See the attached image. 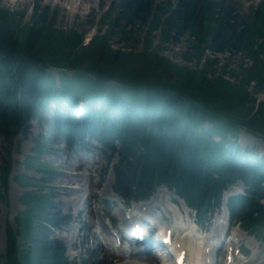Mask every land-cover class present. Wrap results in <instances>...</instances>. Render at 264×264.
Returning <instances> with one entry per match:
<instances>
[{
	"label": "trees",
	"instance_id": "16d2710c",
	"mask_svg": "<svg viewBox=\"0 0 264 264\" xmlns=\"http://www.w3.org/2000/svg\"><path fill=\"white\" fill-rule=\"evenodd\" d=\"M171 1L167 7L157 0L114 1L97 23L93 15L88 21L99 31L87 45V29L58 28L56 8L36 3L25 24L28 33L20 39L13 20L24 13L0 7V134L10 147L0 165V189L12 172L14 138L27 137L30 121L41 119L49 103L69 115L82 101V120L65 119L51 109L54 125L70 139L77 135L84 148L88 135L112 149L118 156L114 190L119 195L128 201L146 199L165 185L203 219L219 206L227 185L242 180L246 195L231 198L230 209L244 229L264 239V159L242 152L228 138L240 127L264 138V103L256 108L248 90L255 81V93L264 91V2L244 16L233 0H178L175 6ZM180 36L188 40L180 53L187 61L202 65L209 48L243 51L254 64L241 66L239 74L245 76L237 86L220 76L210 78L215 59L194 70L160 55ZM53 68L59 71L58 85ZM45 149L41 135L34 150L38 155ZM248 157L258 158L257 164ZM27 164L54 171L37 156H29ZM14 179L37 186L22 196L28 206L15 219L18 229L8 226L0 264H71L61 240L51 237L60 220L51 211L49 183L25 174Z\"/></svg>",
	"mask_w": 264,
	"mask_h": 264
},
{
	"label": "rangeland",
	"instance_id": "374dc122",
	"mask_svg": "<svg viewBox=\"0 0 264 264\" xmlns=\"http://www.w3.org/2000/svg\"><path fill=\"white\" fill-rule=\"evenodd\" d=\"M73 1L75 0H0V7L13 12L24 13L22 19L17 17L13 20V23L17 26V35L20 39L28 33L29 26L25 24L31 22L36 3L40 6H49L50 11L55 10V8L58 10L56 24L58 28H62L67 32L70 30L81 32L87 29L88 34L95 35L99 31V25L92 27L88 21L92 19L93 15L97 23L102 14L108 9L111 10L112 3L117 0H76L77 4H74ZM177 1L172 0V5L175 6ZM233 2L240 8V12L246 16L251 13L260 0H233ZM156 3L161 7H167L169 0H157ZM158 32L159 30L156 31V33ZM188 46L187 37L180 36L177 43L169 46L168 52H160V55L174 64L195 70L194 66L196 65H193V62H196L197 59L187 63L180 54L187 50ZM113 47L119 48L120 45L113 44ZM216 53H218L217 58L219 61L215 69L222 68L223 72L219 73L218 71L210 78L220 76L236 86L240 84L241 79L243 80V76H245V74L242 76L240 74L239 76L236 75L237 67H241V60L248 58L247 69H250L254 64L252 58L243 51L229 55V53H212V50L207 48L202 55L210 57ZM173 55L176 60L173 59ZM50 71L56 76L58 85L59 71L54 68ZM66 74L70 76L71 72ZM216 82L219 83L220 81ZM254 82L251 81L248 85L251 94L256 92L251 90L252 87L256 86ZM259 95H261V99H264V91L257 92L254 96ZM54 108L56 109L53 103L48 104L42 112L41 119L30 121L28 136L24 137L20 133L12 142V172L7 187L0 189L3 196L0 201V253L7 250L9 224L14 230H17L15 219L28 206L22 200L23 194L35 190V186H37L30 183L25 185L14 179L16 176L25 174L36 179H44L45 182L49 183L52 189L50 198L53 200L51 211L60 220L57 228H51L53 232L51 237L61 240L71 264H83L84 260L89 262L101 260L105 264H149L148 262L153 261L154 258L150 256L153 253L147 256L144 255L140 260L139 258L144 253L139 255L135 250L136 246H130L128 248L129 252L126 253L121 251L124 246L114 243L119 228L126 230L129 227V223H125L126 217L133 216L134 219L135 217L139 219L143 214L142 209L147 207V203H149L150 215L155 217L160 224L165 223L164 226L173 225L182 228L183 231L184 228H187L186 232L176 234L177 240L184 239L182 240L184 243L191 244L198 251L204 252L203 245H207V242L211 240L212 244L214 242L218 243L213 239L220 238L219 242L225 241V247L234 240L232 249L225 248L226 253L219 256L218 259H222L221 264L227 263L229 251H232L236 257L235 264H264V239H256L241 229L238 224L228 226L223 218V210L212 216L213 218H211L209 224L204 225V227H196L194 225L195 213L191 209L183 207L184 205L179 203L176 198L170 200V194L166 191V187L158 188L146 204L127 203L126 198L117 197L113 191L115 175L112 170L113 165L117 163V155L110 147L96 142L89 136L84 139V143H88L89 147L84 148L87 146H82L80 139L76 140L77 135H73L72 140L70 139L71 135L68 136L66 133L60 132L54 125L51 110ZM203 126L208 128L210 123L205 122ZM41 135L45 137L46 149L36 155L34 147L37 141L40 140ZM67 138L75 145L68 142ZM215 138L219 139V136H215ZM228 138L236 142L237 147L242 152L246 151L250 155L257 153L258 157L264 159V138L255 136L244 127H240L238 132L229 135ZM9 150L8 142L0 134V165L7 158ZM31 155L37 156L38 161L50 165L54 171L44 173L37 167H29L27 158ZM78 175H81L82 179H78V183L72 181L75 177L77 179ZM79 187L82 188L79 195L71 193L73 189ZM46 190L45 188L41 189L44 192ZM245 190L246 186L242 181L229 184L225 190V198L245 192ZM170 192L173 193L171 190ZM157 194L159 195L156 196ZM157 197H159V200H156ZM152 201L154 204H151ZM101 223L105 228L104 230L100 228ZM177 231L179 232V229ZM138 244L143 246L141 242H138ZM239 249L240 252H238ZM163 258L164 261L167 259V257ZM199 259L200 254L196 261L201 264ZM213 259L215 260V257ZM201 261L206 264L204 259Z\"/></svg>",
	"mask_w": 264,
	"mask_h": 264
},
{
	"label": "bare ground",
	"instance_id": "6f19581e",
	"mask_svg": "<svg viewBox=\"0 0 264 264\" xmlns=\"http://www.w3.org/2000/svg\"><path fill=\"white\" fill-rule=\"evenodd\" d=\"M73 3H74V4H77V1L75 0V1H73ZM168 50H169V49H168ZM168 50H166V51L168 52ZM166 51H164V52H166ZM166 54H167V53H166ZM226 54H227V53H226ZM169 55H170V54H169ZM229 55H230V54H229ZM217 56H218V53L215 54V55H212L213 58H217ZM172 57H173V59L176 60V58L174 57V55H173ZM217 59H218V58H217ZM222 60H223V59H222ZM184 61H186L187 63H191V62H193V61H187V60H185V59H184ZM204 61H205V58L202 60V62H204ZM218 61H219V60H218ZM247 61H248V60H246V65H247V63H248ZM219 63H220V62H219ZM193 65H196L195 62H193ZM194 68H196V66H194ZM229 76H230V75H229ZM78 179H82V176H81V175H78L77 179H76V177H75V178H73L72 181L78 183V181H79ZM76 180H77V181H76ZM110 186H111V185H110ZM81 190H82V188L79 187V188H77V189H73V190L71 191V193H72V194H75V193H76V195H79V193H80ZM110 190H111V189H110ZM166 191L170 194V200H172V198H176V199L179 201V203H181V204L184 205V206L182 205L183 207H186V206H185V203L182 201V199H180V197H178L175 193H172V192H170V191L167 190V189H166ZM158 195H159V194H157L156 196H158ZM156 196H155V197H156ZM155 197H154V199H155ZM160 198H161V197H160ZM154 199H153V201H154ZM156 200H159V197H157ZM153 201H152L151 204H154ZM148 204H149V203H147V206H148ZM168 205H169V204H168ZM154 206H155V205H154ZM147 208H148V207H147ZM153 209H154V208H153ZM171 211H172V210H171ZM125 221L127 222L126 219H125ZM126 222H125V223H126ZM125 223H124V224H125ZM154 223H156V222H154ZM126 224H127V223H126ZM100 228L103 229V230L105 229L102 223L100 224ZM139 230H141V228H139ZM135 231H136V230H135ZM134 233H135V232H134ZM141 233H143V230H141ZM144 233L148 234V231H146V232H144ZM133 235H134V234H133ZM182 247H183V248L186 247L187 249H189V250H188L189 255H191L194 259L197 260V259L199 258V254H200L199 251H197L195 248H193V247L191 246V244H186V245L183 244ZM144 255H145V254H143L140 258H139V257H138V258L141 260V258H143ZM150 256H151L152 258H154V260H153L154 262H158V260H160V259L158 258V256L155 255V254L150 255ZM147 258H148V257H147ZM152 258H151V259H152ZM153 261H150V262H153ZM230 264H232V263H230Z\"/></svg>",
	"mask_w": 264,
	"mask_h": 264
}]
</instances>
